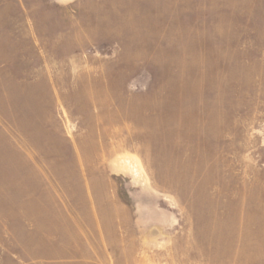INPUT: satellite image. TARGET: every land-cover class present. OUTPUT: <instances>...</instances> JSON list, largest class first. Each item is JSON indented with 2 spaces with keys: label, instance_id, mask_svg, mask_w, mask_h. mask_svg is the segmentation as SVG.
<instances>
[{
  "label": "rangeland",
  "instance_id": "rangeland-1",
  "mask_svg": "<svg viewBox=\"0 0 264 264\" xmlns=\"http://www.w3.org/2000/svg\"><path fill=\"white\" fill-rule=\"evenodd\" d=\"M0 264H264V0H0Z\"/></svg>",
  "mask_w": 264,
  "mask_h": 264
}]
</instances>
